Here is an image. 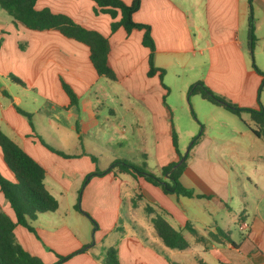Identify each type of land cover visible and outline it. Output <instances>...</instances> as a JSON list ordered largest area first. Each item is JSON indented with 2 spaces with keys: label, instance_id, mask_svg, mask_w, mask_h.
<instances>
[{
  "label": "crops",
  "instance_id": "obj_1",
  "mask_svg": "<svg viewBox=\"0 0 264 264\" xmlns=\"http://www.w3.org/2000/svg\"><path fill=\"white\" fill-rule=\"evenodd\" d=\"M139 1L132 18L150 27L154 65L164 70L166 89L157 74L147 76L149 51L141 44L142 31L111 32L110 17L94 13L91 0H37L34 7L66 15L107 38L114 81L96 73L85 45L55 30L26 29L0 8V129L44 168V186L58 202L54 212L38 214L30 222L34 232L16 226V241L44 264H102L109 247L117 249L121 264H264V142L246 126L252 125L248 114L247 120L245 113L239 119L221 106L204 100L206 104H200L194 98L198 95L189 98L194 109L198 105L204 110L200 114L205 125L196 144L188 147L179 181L203 198L167 195L141 177L113 173L91 177L79 194L86 175L95 170L97 158L88 155L107 153L119 137L120 123H126L124 133L130 138L142 140L139 152L146 163L141 164L152 173L175 157L170 119L182 153L170 96L175 92L187 98L198 81L239 107L264 110L262 77L246 56L251 13L253 54L264 57V0ZM61 81L77 97L74 105ZM16 108L30 115L29 120ZM186 134L192 138L193 127ZM0 159V172L13 181L1 152ZM124 199L130 231L120 220ZM145 206L183 235L185 250L164 246ZM0 210L16 221L1 192ZM139 214L148 224L146 230L137 226ZM242 223L247 225L244 230L239 228ZM83 247L86 250L75 253Z\"/></svg>",
  "mask_w": 264,
  "mask_h": 264
},
{
  "label": "trees",
  "instance_id": "obj_2",
  "mask_svg": "<svg viewBox=\"0 0 264 264\" xmlns=\"http://www.w3.org/2000/svg\"><path fill=\"white\" fill-rule=\"evenodd\" d=\"M37 0H0V8L4 10L13 20L14 23L20 24L26 29L32 31L55 30L62 36L85 45L89 50V59L99 76L109 80L116 79L115 74L108 62L110 51L109 41L96 31L88 30L74 23L69 17L63 14H54L48 9L36 10L35 3ZM95 3L94 13L106 14L110 17L111 32L122 28L127 34L134 30L142 31L141 44L147 48V76L152 77L157 74L161 86L163 84L164 70L154 65V41L151 36L150 27L146 24L137 23L133 20V14L139 9L140 1L133 0L130 3H124L122 0H91ZM256 37L254 34V22L252 14L249 13L247 20L246 44L247 49L252 53ZM253 70L262 77L261 85L264 84V73L261 72L252 61ZM12 81L22 85L23 83L13 76ZM62 88L70 100V104L77 102V97L64 82L61 81ZM260 85V88H261ZM260 90V89H259ZM198 95L202 100L213 105L221 106L237 117L242 113H247L252 125L246 124L254 136L264 142V110L262 107L255 110L251 108L239 107L227 99L213 93L203 82L194 83L188 91V96ZM164 98V97H163ZM16 110L27 116L19 108ZM31 125V123H30ZM200 131L197 136H193L190 143V149L196 144L201 136ZM170 137L171 144L175 153V160L160 168V176L146 170L145 167H138L126 160H115L106 169H95L86 175L82 185L84 186L93 176H101L108 173L128 174L132 177H141L154 186L161 188L164 194L176 195L183 197L203 198L202 195H194L192 191L183 187L179 181L180 174L185 168L188 154L184 160L179 163L182 154L178 149V138L170 119ZM47 148L54 153L66 156L61 151L55 150L49 146ZM0 152L2 160L8 170L13 175L14 180H7L0 174V192L5 201L10 206L15 216V222L3 211L0 210V264H44L38 257L29 254L16 241L14 229L21 226L34 232L30 222L35 220L38 214L54 212L58 208L57 200L47 191L44 186L45 170L25 151L22 150L12 139H10L0 129ZM179 163V164H178ZM75 208L79 210L76 204ZM145 211L150 215V221L156 237L169 249L185 250L188 243L183 235L174 230L162 217L157 214L150 206H145ZM94 227L96 223L90 218ZM186 229L197 236V232L189 225ZM199 239V238H198ZM86 250L85 247L75 253ZM73 255V254H71ZM69 256L61 257L58 262H62ZM102 264H121L118 260L117 249L115 247L106 248ZM199 264H205L199 262Z\"/></svg>",
  "mask_w": 264,
  "mask_h": 264
},
{
  "label": "rangeland",
  "instance_id": "obj_3",
  "mask_svg": "<svg viewBox=\"0 0 264 264\" xmlns=\"http://www.w3.org/2000/svg\"><path fill=\"white\" fill-rule=\"evenodd\" d=\"M200 6H201V3H200ZM246 34H247V28H246ZM243 36H244V34H243V32H241V38H243ZM246 48H247V44H246ZM253 51H252V53H250L248 51L250 55H248V53L246 52L248 62L251 63L253 61L255 64L259 65V67L261 69L264 70V57H262V58H260L259 56L255 57V55L253 54L254 53ZM0 87H2V86L0 85ZM260 91H261V98L264 101V84L261 85ZM190 98L188 96L187 98L184 97V99H180V98H178V95L175 92L172 93V95L170 96V101L176 107V110L174 111L173 114L176 117V121L180 124V129H181L180 130L181 134H180L179 148L182 151V153H181L182 158L186 155V153L188 151V147H189V145L191 143V139H192V138H189L188 135L186 134L187 130L190 129L191 127H193L194 136H197L201 130V125L202 126L205 125V122H204V119L202 116L203 114H200L201 110L202 111H204V110L203 109L200 110L198 105L195 106L196 108L194 109L193 104L190 102ZM194 98H197V100L200 104H206L200 97L197 96ZM188 99H189V101H188ZM243 116L247 120V117H246V116H248L247 113L243 114ZM237 118H239V117H237ZM219 123L223 127L222 128L223 130L227 129V127H228L227 122H225L224 120H221ZM122 130H123V132H122ZM125 130H127L126 123H120L119 137L114 139L113 142L110 143V145L107 148V153L100 152L99 154H96V155L94 154V156L88 155L89 158L90 157L97 158L96 161L92 163V164H94L95 169H101V166L105 165L109 159H110V162H112L115 159H127V160L131 161V163H134V165H137L138 167H143L141 163H143V162L146 163V162L143 160V158L139 152V151H142V149H143L142 144H141L142 140L140 141L139 139L130 138L128 133L127 134L124 133ZM89 141H91V140H89ZM175 158L176 157H174L173 160H175ZM0 163L2 164L1 159H0ZM146 170H147V168H146ZM0 174L2 175L1 172H0ZM154 174L161 177L160 172H154ZM83 187L84 186L81 185V187L79 189V194H80ZM125 196H126V194H125ZM77 205L79 206L78 202H77ZM128 209H129V204H128L127 200H125L124 204L122 205V208H121V219L120 220H122V222L124 223L125 229L127 231H130L129 225L126 224ZM144 220L145 219L143 218L142 215H140V217H138L137 226L141 224V226H142L141 230L147 229L146 225H148V224L146 222H144ZM143 225L145 227H143ZM109 238H110V241H112V237H109Z\"/></svg>",
  "mask_w": 264,
  "mask_h": 264
},
{
  "label": "built area",
  "instance_id": "obj_4",
  "mask_svg": "<svg viewBox=\"0 0 264 264\" xmlns=\"http://www.w3.org/2000/svg\"><path fill=\"white\" fill-rule=\"evenodd\" d=\"M240 229L244 230L247 228V225L245 223H242L239 227Z\"/></svg>",
  "mask_w": 264,
  "mask_h": 264
},
{
  "label": "water",
  "instance_id": "obj_5",
  "mask_svg": "<svg viewBox=\"0 0 264 264\" xmlns=\"http://www.w3.org/2000/svg\"><path fill=\"white\" fill-rule=\"evenodd\" d=\"M184 157H185V156H184ZM184 157L180 159L179 163H181V162L184 160ZM179 163H178V164H179Z\"/></svg>",
  "mask_w": 264,
  "mask_h": 264
}]
</instances>
